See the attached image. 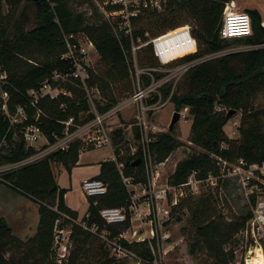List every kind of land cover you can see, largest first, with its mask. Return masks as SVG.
Masks as SVG:
<instances>
[{"label":"trees","instance_id":"obj_1","mask_svg":"<svg viewBox=\"0 0 264 264\" xmlns=\"http://www.w3.org/2000/svg\"><path fill=\"white\" fill-rule=\"evenodd\" d=\"M3 1L8 6L7 13L3 10ZM231 1L172 0L166 11L141 16L134 25L132 36L122 34L118 37L106 21L93 24L84 13L74 12L69 0L33 2L37 8V25L31 30L26 29L29 19L24 13L16 16L23 0H0V66L8 74L5 88L10 95L9 109L15 112L21 106L28 114V119L23 124L13 127L0 107V167L19 163L38 153L24 140L22 131L26 127L39 126L46 139L54 143V135L63 136V123L69 118L75 117L80 124L94 119L91 114L83 119L82 114L89 111L86 95L80 87L71 84L65 85L71 92V97H44L35 107L32 106L30 91H39L55 73L70 71L71 64L61 59L66 52L63 34L84 32L94 42L100 62L106 70L100 75L96 74L90 85H96L101 94L117 88L120 94L129 96L134 84L131 73L134 68L133 47H138L136 54L142 69L161 68L154 57L151 41L180 28L179 20L184 18L193 23L192 34L198 42V51L183 58L182 63L224 52L232 45H241L247 49L231 51L220 59L207 60L193 67L185 77L188 86L185 94L172 93V83H166L160 87L159 94H154L147 100V104L151 106L170 101L178 113L189 108V117H192L191 141L203 150V153L178 165L171 176L170 184H185L193 172H198L200 179L207 178L210 173L218 174L215 158L230 163L244 160L250 165H263L264 106H257L255 101L260 94L264 95V18L260 11L246 9L245 12L252 20V36L222 39L220 31L224 12ZM165 76L155 71L151 76L141 75V80L148 86ZM124 87L125 90H121ZM216 96V102L207 98ZM118 102L114 95L106 105H98L99 112L106 113ZM39 110L42 115L37 118ZM233 110L242 114L238 139H230L224 130L229 122L227 115ZM125 136L123 128L112 131L111 140L116 161L102 163L101 173L96 178L107 185L108 191L104 196L89 197L87 211L90 215L87 220L89 225L96 224L101 230L109 231L111 238L118 237L129 222L127 225L108 226L102 220L100 211L104 208L130 205V194L123 177L130 178L135 185L147 183L143 163L133 166L141 158V147L133 155H123L122 147L127 143ZM135 138L139 141V129ZM180 146L173 131L169 130L155 136L150 150L156 162L161 164ZM81 148V143L75 142L68 151L51 153L39 162L4 173L0 182L36 203L40 219L36 234L25 243L22 259H12L7 257L9 250H12L15 242L22 243L13 235L6 220L0 217V264H55L53 245L56 226L62 229L72 228L71 238L77 246L76 251H81L94 236L72 223L78 221L79 214L66 206L67 190L60 188L57 181L58 167L62 166L70 173L78 163ZM120 164L123 165L122 171L119 169ZM223 190L221 194L211 192L191 209L198 223L195 226L193 243L190 244V253L195 255L204 250L213 260L212 264H235L234 251L226 252L224 245L232 243L234 235L245 228L253 214L250 211L246 216L230 220V223L218 222L216 217L223 215L215 203L217 199L223 198ZM252 204L256 205V196L252 197ZM187 207L191 205H184L181 201L174 207L173 214L174 211ZM122 244L140 258L148 261L153 259L147 243ZM77 254H72L69 264H75ZM101 264L117 263L115 259H108Z\"/></svg>","mask_w":264,"mask_h":264},{"label":"built area","instance_id":"obj_2","mask_svg":"<svg viewBox=\"0 0 264 264\" xmlns=\"http://www.w3.org/2000/svg\"><path fill=\"white\" fill-rule=\"evenodd\" d=\"M51 2L52 0H46ZM100 14L106 19V22L112 27L116 35L122 34L132 36L134 25L137 20L149 13H162L166 11L172 0H92ZM183 1V0H177ZM53 6V4H52ZM235 2L231 1L227 4L223 25L220 31L222 39H238L252 36V20L246 12H235ZM264 25V24H263ZM63 41L66 52L61 59L71 64L70 71L66 73H55L50 80H47L39 91H30L29 96L32 98V106H36L38 101L44 97L55 99L60 95L71 97V92L65 87L66 84L78 86L84 91L89 105V111L83 113V119L88 115H94V119L84 124L77 122L75 117L69 118L64 122L65 130L62 137L54 135L55 142L50 143L43 135L39 126L30 125L23 131V137L28 146L37 150L36 142L45 141L44 148L46 153H54L57 151H68L72 144L80 142L82 148L80 153L87 152L91 149H100L111 145V129L107 128V120L133 105L137 108V119L140 131V147L141 159L147 177V183L133 184L132 180L123 177V182L130 192V205L122 208H104L100 211L102 220L108 226L129 225L116 238H111V234L107 230H101L98 225L90 226L87 220L90 215L87 214L82 221H72V223L80 226L92 235H99L106 240L108 246L113 253L118 255V259L125 260L134 255L123 246V242L129 245L147 243L152 253L153 259L147 263L151 264H169V255L174 250L177 243H173L172 235L164 230V227L172 219L173 209L179 201L186 196V190L199 192L202 186L211 187L212 192L222 193L223 187L221 181L229 178H236L241 185L245 197L248 201L256 196V205L252 210L253 217L247 222L244 228V234L251 244L244 262H236L235 264H251L250 258L253 252L260 248L264 255V187L254 182L261 181L260 176H264V164L250 165L244 160L236 163H230L220 158H216V164L219 169L218 174L210 173L207 178H198V172H193L188 181L181 186L162 185L160 182L159 166L153 153L150 150V144L157 135L156 127L150 128L147 124V114L154 109L145 105V101L154 94H159V89L165 83L169 82L173 77L188 73L195 67V61L182 63L185 57L193 55L198 51V42L193 36L192 31L188 27L178 28L169 31L151 41L153 54L162 67L175 66L173 70L167 71V74L160 81H153L146 86L141 75L158 71V69L146 68L142 69L137 64L136 52L138 47H133V64L131 69L133 83L136 87L135 93L121 103L115 105L106 113H100L98 105L104 106L98 95H102L99 88L90 85L93 81L96 70L95 65L99 54L94 42L84 32L63 34ZM218 53L212 54L217 55ZM211 55H209V58ZM8 83V74L3 71L0 66V107L9 119L11 126L23 124L28 119L25 108L18 106L15 112L10 111L9 101L10 95L6 90ZM159 104V103H158ZM156 104V105H158ZM153 106V105H152ZM42 115L39 110L37 118ZM189 118V108H185L180 112V120ZM80 118V120H83ZM79 120V121H80ZM236 126L237 123L235 124ZM236 135V131L232 132ZM33 155V156H35ZM33 156L15 164L0 167V174L13 171L27 164H31ZM31 162V163H30ZM120 170L123 166L121 165ZM123 174V173H122ZM1 179V177H0ZM264 184V183H263ZM140 186V188H138ZM83 191L88 197H100L107 194V185L98 179H87L82 184ZM134 188L138 190L134 192ZM220 196V195H219ZM221 197V196H220ZM144 199L150 212L143 218L139 213L138 201ZM97 204V203H96ZM146 223L137 225L138 223ZM57 232L54 236V252L59 264H65L70 257V242L72 228L55 227ZM68 235H65V234ZM144 261L145 259H140Z\"/></svg>","mask_w":264,"mask_h":264},{"label":"rangeland","instance_id":"obj_3","mask_svg":"<svg viewBox=\"0 0 264 264\" xmlns=\"http://www.w3.org/2000/svg\"><path fill=\"white\" fill-rule=\"evenodd\" d=\"M70 6L74 12L84 13L89 22L93 24H99L101 22H105L106 19L100 14L96 6L94 5L92 0H69ZM235 2V8L233 11L235 12H245L246 9H255L262 13L264 18V0H232ZM3 10L5 13L8 12V6L3 1ZM16 16L19 17L21 13H24L28 19L29 23L27 25V30H31L37 25V8L36 5L32 1L23 0L19 9L16 11ZM189 23V24H188ZM180 28L188 27L191 31L193 29L192 21H188V19L184 18L179 20ZM247 47L232 45L228 50L218 53L217 55L206 56L204 58L198 59L195 61V66L209 60H217L220 57L224 56L226 53L231 51H241L245 50ZM99 56V55H98ZM137 64L141 68L139 64V58L136 54ZM96 73L95 75H100L106 69L105 66L100 62L97 58L96 65L94 66ZM175 66L170 67H161L156 68L160 73L165 75H169L167 71L173 70ZM167 73V74H166ZM186 74L178 75L173 77L169 82L172 83V93L177 95L185 94L188 91V86L185 81ZM171 75H169L170 77ZM137 84V83H136ZM135 84V85H136ZM166 84V83H165ZM133 84L132 93L129 96H125L128 94H120V91L115 88V90H106L104 94L98 95V98L101 99L103 104H107L110 101V98L114 95L118 99V103L123 102L127 98L131 97L136 90V87ZM121 90H125V87ZM121 96V97H120ZM257 106H264V95L260 94L259 97L255 101ZM145 105L148 107H154L146 117L147 124L150 128L156 127L157 134L166 133L170 130V125L172 122V118L175 111L174 105L170 101L159 102L158 105H148L145 101ZM137 108L136 105L131 106V108H127L123 111H119L118 114L109 118V122H107V128L109 129H117L119 127V121L122 124H126V129H129V125L132 127L129 130H125V145H123V155L128 157L133 155L135 151L140 147L139 141L135 138V134L138 126L137 119ZM85 115H83L84 117ZM242 114L237 113L225 126V133L230 139H238L240 136L239 126L241 123ZM117 121V123H114ZM237 123L238 126L235 124ZM191 127H192V117L190 116L187 120H180V122L175 125L173 131V135L176 137L177 141L181 144V146L167 159L166 164L161 167L162 184H170L171 176L174 174L178 165L189 159L194 155H199L203 153V150L198 148L191 141ZM236 131V135H232V132ZM112 134V133H111ZM45 141L36 142L35 145L38 147L39 154L33 156L32 163H36L50 155L46 148H44ZM127 144V145H126ZM46 145V144H45ZM216 160V158H215ZM30 162V163H31ZM62 168V166L58 167ZM4 173L0 174L2 178ZM261 181H254L259 185L264 187V176L258 173ZM224 188V195L222 199L216 200V206L221 210V214L223 216H217V221L220 223H230V220H233L237 217L246 216L250 211L252 212L254 206L252 204V199L250 201L245 197V193L238 183L236 178H229L227 181L220 183ZM212 188L202 186L199 192L186 190L185 198H189L187 202L184 203L187 206V209L183 210L180 208L177 211H174L172 215L171 221L166 224L165 230L168 233H171L172 240L177 243L174 250L169 255V264H212L213 260L208 256L206 251H199L197 254L193 255L190 253V244L193 243L194 233L196 231V224L198 221L193 216L192 208L196 206V203H199L200 200L206 197L208 194H211ZM225 206V207H224ZM38 205L34 203L31 199L25 197L24 195L14 191L7 185L0 182V217L5 219L6 222L13 230V235L20 240L22 244L19 242H15L12 246V250H9L7 257L8 258H20L25 254V243H27L32 237H34L35 229L37 221H35V217L38 214ZM24 213L23 218H21L18 213ZM25 212L27 213V219L25 220ZM38 217V216H37ZM223 218V219H220ZM29 219V220H28ZM30 226V230L25 228V225ZM69 227L68 229H70ZM38 229V228H37ZM35 234H34V233ZM56 231H54V236L56 235ZM65 235H68L67 233ZM114 239V238H113ZM70 246V257L65 264L70 263L71 256L74 252H77V256L75 259V264H101L108 259H115L117 264H151L147 263L148 260H137L134 257L126 258L125 260L121 259L119 261L118 255L113 253L108 246L106 240L102 239L99 235H94L92 238L88 240V242L82 247L81 251H76L77 246L73 242L72 238L70 242H68ZM254 244H251V240H248L246 235L244 234V229L239 231L234 235L232 243L224 245L225 251H234L235 261L236 262H244L246 255L250 248H252ZM54 248V245H53ZM260 249V248H259ZM27 250V249H26ZM54 263L59 264L58 259L54 252ZM232 264V263H231Z\"/></svg>","mask_w":264,"mask_h":264},{"label":"crops","instance_id":"obj_4","mask_svg":"<svg viewBox=\"0 0 264 264\" xmlns=\"http://www.w3.org/2000/svg\"><path fill=\"white\" fill-rule=\"evenodd\" d=\"M108 120H107V122H109ZM114 123H117V121H114L113 124ZM119 124L120 125L117 128H123L124 130H129L132 127L131 125H129V129H126L127 125L126 124H122L121 121H119ZM137 129H139V128H137ZM111 131H112V129H111ZM137 150L135 151V153L137 152ZM135 153H133V154H135ZM140 160H141V163H142V159L141 158H140ZM107 161H116V156H115V153H114V149H113L112 143H111V145L103 147V148H100V149H94V150H91V151L80 153L78 163H77L76 166H74L72 168L70 173L64 167L59 168V170L57 171L58 185L60 186V188L67 190V192L65 194V204H66V206L69 209H71L72 211H74V212L79 214L78 221L84 220V218L87 215V211H88V207H89V197L85 194V192L83 191V188H82L83 181H85L87 179H96L101 173V165H102V163L107 162ZM165 162L161 163V165L159 166L160 182H162L161 181V178H162L161 167L166 164ZM121 165L122 164H120L119 167ZM162 185L171 186V184H168V183L162 184ZM138 188H140V186ZM134 190H135L134 192H136L138 189L134 188ZM128 192H129V190H128ZM129 194H130V192H129ZM188 199H189L188 197L187 198L184 197L179 202L182 201V202L185 203V202L188 201ZM138 204H139V213L144 218L145 215H147L150 212L149 207L147 206V204H146L144 199L139 200ZM23 214L24 213H22V212L18 213V215L21 218H23V216H24ZM26 216H27V213L25 212V220L28 217V216L27 217ZM37 216L34 219L35 221H37L35 233L37 232V228H38V225H39V219H40L39 208H38ZM146 221H147V219H145L144 222H142V223H138L137 225L144 224V223H146ZM165 227H166V225H165ZM25 228L30 230L29 228H31V227L28 226V225H25ZM164 230H165V228H164ZM165 231L168 233L167 230H165ZM169 234H171V233H169ZM171 242L174 243L175 241L171 240L170 243ZM124 243H126V242H124ZM140 244H142V243H140ZM129 251L132 252L131 250H129ZM132 254L134 255L133 257L136 258L137 260L143 259V258L138 257L133 252H132Z\"/></svg>","mask_w":264,"mask_h":264},{"label":"water","instance_id":"obj_5","mask_svg":"<svg viewBox=\"0 0 264 264\" xmlns=\"http://www.w3.org/2000/svg\"><path fill=\"white\" fill-rule=\"evenodd\" d=\"M28 1H32V2H38V0H28ZM209 98L211 101L216 102L218 100V97H207ZM237 114V111L233 110L231 111L228 115H227V120L230 121L235 115ZM180 122V113L175 112L172 118V122L170 125V130L174 129L175 125H177ZM141 164V160L138 159L137 161H135L133 163V166H138Z\"/></svg>","mask_w":264,"mask_h":264},{"label":"bare ground","instance_id":"obj_6","mask_svg":"<svg viewBox=\"0 0 264 264\" xmlns=\"http://www.w3.org/2000/svg\"><path fill=\"white\" fill-rule=\"evenodd\" d=\"M250 258L251 264H264V255L261 249L257 248Z\"/></svg>","mask_w":264,"mask_h":264}]
</instances>
